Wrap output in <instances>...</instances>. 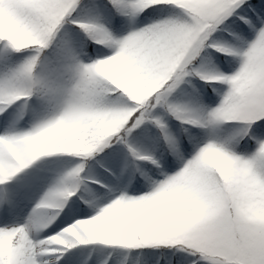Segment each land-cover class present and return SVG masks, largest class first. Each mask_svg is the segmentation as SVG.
I'll return each instance as SVG.
<instances>
[{"label":"snow or ice","instance_id":"obj_1","mask_svg":"<svg viewBox=\"0 0 264 264\" xmlns=\"http://www.w3.org/2000/svg\"><path fill=\"white\" fill-rule=\"evenodd\" d=\"M79 6L80 0H0L5 21L0 42L6 49L33 48L36 53L0 76V128L7 127L0 135V185L43 156L88 157L114 140L127 144V137L146 121L163 131L166 125L156 115L158 108L201 127L242 123L231 125L235 134L214 135L202 146L190 137L192 148L186 143L183 151L165 132L174 155L184 162L182 170L169 175L165 169L173 166L170 160L152 159L150 165L142 166L141 174L108 176V183L124 185L125 191L96 214L79 198L67 203L80 182L83 165L74 168L45 193L27 223L0 227V264H79L72 256L63 261L45 257L55 246L71 249L97 242L125 248L171 245L186 253L175 256L174 264H264V0H102L103 9L125 18L117 19L118 31L121 24L154 18L122 38L103 25L82 22L73 15ZM176 8L180 14H172ZM69 19L114 54L105 47H93L90 51L98 59L85 64L69 53L52 75L36 74L40 54ZM222 26L233 28L229 35L239 34L237 39L253 33L255 38L246 48H234L215 38ZM205 48L240 57L239 69L227 75L195 67ZM100 64L108 66L111 78L97 71ZM193 76L229 86L221 103L206 115L169 100L185 78ZM109 93L131 103L110 104ZM35 94L58 101L59 113L29 131H14L23 116L14 105L22 96ZM75 97L84 103L72 107L69 102ZM99 119L105 121L102 128L88 127ZM74 121H79L72 129L74 141L85 144L84 150L42 148L48 138L72 127ZM241 143L255 151L240 154L236 149ZM128 146L139 159H150ZM191 151L194 154L185 160V153ZM129 185L133 192L151 190L130 196ZM20 194L10 189L0 195L2 222L7 223L15 212ZM95 194L107 196L104 188H97ZM57 219L63 232L47 239L33 236Z\"/></svg>","mask_w":264,"mask_h":264},{"label":"rangeland","instance_id":"obj_2","mask_svg":"<svg viewBox=\"0 0 264 264\" xmlns=\"http://www.w3.org/2000/svg\"><path fill=\"white\" fill-rule=\"evenodd\" d=\"M104 3L107 0H103ZM102 0H94L91 9L88 11L85 17L81 19L82 22L96 23L103 25L108 28L116 38H122L126 36L133 30V28L144 27L146 23H152L153 19L149 18L146 22H139L135 25L121 24L120 31H118L116 19L123 21L124 17L112 16L108 11L101 7ZM0 33L5 30V21L3 17V12H0ZM77 24H64L62 25L58 33L66 40V43L62 46L61 59L58 62V67H62L66 62V58L69 53L76 56L80 62L88 64L93 63L98 57L92 55L90 49L93 47L100 48L105 47V51L109 54H114V51L108 49L106 46H102L89 37L87 41L90 47H86L85 34L82 32L81 28H77ZM79 27V26H78ZM19 35V34H17ZM22 38V37H20ZM255 38V33L249 35L247 39H239L238 46L240 48H246L248 42ZM33 48L25 49L22 51H14L10 48L6 49L4 43L0 42V76L5 72L21 64L28 57L35 55ZM218 62L217 59H215ZM7 63V64H6ZM219 63V62H218ZM224 73L233 74L240 67V59L238 61L237 67L233 69H227L222 64L217 66ZM104 75L111 78L109 68L107 65L100 68ZM214 91L217 92V98L214 99L213 96L206 98L203 90L200 88L199 92L204 98V103L197 104L195 113L200 115H206L213 108L217 107L225 93L224 88L220 87L219 84L213 85ZM27 102L28 107L24 108V103ZM110 104H123L131 103L130 101L121 100H109ZM193 104V103H192ZM16 110L23 111V116L15 124L13 130L16 132H24L33 129L36 125L54 119L60 111V104L58 101L49 100L44 98L39 94L32 95L31 97L22 96L21 101L14 105ZM156 115L163 119L166 125L164 131L170 133L169 137H173L175 143L178 144L181 151L183 147L180 145V124L175 120H172L163 108H158L156 110ZM79 121H74L72 127H69L61 134L48 138V141H57L62 138H68L75 140L76 136L73 133V127H75ZM88 127H94L92 122L88 123ZM7 130V127L0 128V135H3ZM235 129L230 131H222L219 126L215 129L211 126L204 127V134L199 140V145L207 143L212 137L215 136H227L233 135ZM135 151L139 152L142 156L149 157L150 159L142 160L132 154L129 147L124 146L122 143H117L115 149L111 152H106L105 154L94 153L92 156H76L69 153H55L49 156H43L35 160L29 167L32 170L31 176H27V181L30 183L32 180H36V184L33 186H25L22 184L26 176H21L18 173L12 180L7 181L5 185H0V195L3 192L10 189L18 190L21 194L16 203V210L12 214L11 218L7 223L2 222L0 218V227L6 226H19L27 223L29 216L32 214L33 209L39 203V201L44 197L45 193L54 186L62 177H64L68 172L72 171L74 168L83 165V169L79 173V184L76 190L73 192L72 196H69L67 203H71L72 200L79 198L81 203H84L86 207L92 214H96L100 207L105 206L106 203H110L112 199L118 198L121 194H124L125 186L120 184H112L107 182V177L111 176L114 179L117 176H125L129 174L137 175L141 174L143 165H150L152 159L165 161L170 160L172 165L170 168L165 169L169 175H175L178 171L182 170L184 162L174 158H170L166 152H164L161 147L157 131L155 128L149 129V136L144 139L141 143L131 146ZM237 150V149H236ZM242 155H251L252 152H239ZM194 154V151L185 153V160L190 159ZM154 167V165H153ZM34 168V169H33ZM30 179V181H29ZM159 179H164L163 175L159 176ZM97 188H104L107 196L103 194H95ZM151 189H146L144 192H133L131 186H127L126 192L130 196L145 195ZM86 193V194H85ZM86 198L88 202L86 203ZM95 203L96 207H92L91 204ZM59 215H63V210H59ZM82 219H87L89 217H81ZM59 219L55 223L51 224L49 227L44 228L40 232L33 233L37 239H47L50 236L57 235L64 231V228H58L57 224ZM69 225H64L68 227ZM55 229V231H53ZM113 245H105L102 243L77 244L75 248L67 249L63 245L55 246L53 251H50L45 259H56L60 258L61 261L65 257L72 256L77 259L79 264H122L121 262L115 260L110 255V247Z\"/></svg>","mask_w":264,"mask_h":264},{"label":"trees","instance_id":"obj_3","mask_svg":"<svg viewBox=\"0 0 264 264\" xmlns=\"http://www.w3.org/2000/svg\"><path fill=\"white\" fill-rule=\"evenodd\" d=\"M94 0H80V6L75 10L73 13L76 17L85 16L88 11L91 9ZM2 11V10H0ZM172 14H180L181 10L176 8L171 10ZM151 18V17H150ZM154 20V18H151ZM71 20L69 19L68 22L70 23ZM65 24V23H64ZM234 29L231 27H221L220 31H217L214 35L215 38L220 41L224 42L227 41L230 46L234 48H240L238 46L237 35H229V33L233 32ZM249 36V35H248ZM248 36H241L240 39H247ZM65 42L62 35L58 32L55 34L53 40L51 41L49 47L45 49L40 54V60L38 63L37 68L35 69V73L38 75H52L53 70L56 68L57 61L60 58L61 47ZM87 43V42H85ZM30 49V48H29ZM224 56V59L221 60L219 57ZM218 60V62L215 61ZM240 57L238 56H231L227 54L220 53L212 48H205L202 50L200 55L194 61V65L197 68H202L206 71L213 72V71H221L217 66L222 64L224 67L227 66V69H233L237 67L238 61ZM226 68V67H225ZM227 75H231L225 73ZM219 84L220 87L224 88L225 92L228 90V85L223 83L222 81H204L201 80L199 77H186L184 82L181 83L171 94L169 97L170 102L187 107L191 109L193 112L196 111L197 104L204 103V98L201 96L199 90L200 88L203 90L204 95L206 98H210L213 96L214 99L217 98V92L213 90V85ZM109 100H121V101H128L126 97L119 96L116 93H109L108 96ZM193 103V104H192ZM164 109V108H163ZM195 110V111H194ZM164 111L168 114V116L172 120H176L180 123V145L183 147L184 144H188L189 148H192V143L190 137H196L198 140L204 134V127L192 125L189 123H184L181 120L176 119L170 113L164 109ZM242 122H233V121H226L222 125H219V128L222 131H230L233 128L231 125L233 124H240ZM155 128L157 131V135L162 145L163 149L166 153L171 157H175L173 153V147L169 144V142L165 139V132L169 136L170 133L168 131H162L157 125L152 123L151 121H146L142 124L139 128L134 129L132 134L127 137V144L122 143L126 146L133 145L136 143L141 142L148 136V132L150 128ZM236 131V129H235ZM235 131L233 134H235ZM173 138V137H172ZM117 141H113L110 147L103 148L97 151V153L102 151H109L114 149V146L117 144ZM121 143V142H120ZM178 146V144L176 143ZM238 152H254L255 148H247L245 149L243 143L237 148ZM110 255L120 261L122 264H170L173 262L175 256L179 255H186L182 251H178L176 247L171 245H156V246H148V247H141V248H125L120 245H113L110 247Z\"/></svg>","mask_w":264,"mask_h":264},{"label":"clouds","instance_id":"obj_4","mask_svg":"<svg viewBox=\"0 0 264 264\" xmlns=\"http://www.w3.org/2000/svg\"><path fill=\"white\" fill-rule=\"evenodd\" d=\"M104 64H100L97 66V71L101 74L104 75L102 71H99L100 68L104 67ZM72 107H79L81 106L84 102L79 98L75 97L73 98L70 102ZM105 121L103 119L96 120L94 127L97 129H100L104 126ZM42 148L44 150H64L67 148H75L77 150H84L86 148L85 144L82 143H77L74 140L68 139V138H62L57 141H46L43 145ZM73 193H70L69 195H72Z\"/></svg>","mask_w":264,"mask_h":264},{"label":"bare ground","instance_id":"obj_5","mask_svg":"<svg viewBox=\"0 0 264 264\" xmlns=\"http://www.w3.org/2000/svg\"><path fill=\"white\" fill-rule=\"evenodd\" d=\"M148 134H149V132H148ZM118 143H120V142H118ZM116 146H117V144L114 146V148H116ZM110 151V150H109ZM106 152H108V151H102L101 153L102 154H105ZM34 169V168H33ZM32 170H29L28 168H26V169H24V171L21 173V176L23 175V176H26L25 178V180H23V182H22V184H20V185H25V186H33V187H35L34 186V184H36V180L37 179H35V180H32L30 183L27 181V176L28 177H30L31 176V174L30 173H32L31 172ZM33 174V173H32ZM29 181H30V179H29ZM55 185V184H54Z\"/></svg>","mask_w":264,"mask_h":264}]
</instances>
